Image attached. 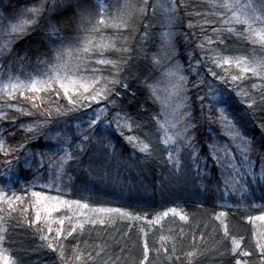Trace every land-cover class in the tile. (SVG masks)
<instances>
[{"label":"trees","instance_id":"16d2710c","mask_svg":"<svg viewBox=\"0 0 264 264\" xmlns=\"http://www.w3.org/2000/svg\"><path fill=\"white\" fill-rule=\"evenodd\" d=\"M160 2L166 3L165 0ZM176 2L178 10L172 14L177 16L172 24L173 29L168 28L167 22L155 24L151 15L153 14L151 5L154 7L156 5L153 0H147L149 5L147 14L142 15L136 11L131 15L126 27L112 29L115 46L105 48L104 59L115 62L119 67H114L112 64H100V72H96V75L107 80H126L130 86L129 89L124 90L117 84L110 97L115 99V93H120L115 105L110 106L106 101H101L99 105L93 104L91 108H85L82 112H69L67 116L56 115L57 108L63 111L70 107L58 83L53 84L51 89L40 91L42 94L49 93L47 95L51 99L49 102L43 100L45 96L41 97H44L43 99L33 97L29 101L30 95H24L27 88L23 90L19 87L12 88L9 83L10 77L29 79V72L37 63H40L42 57L44 58V55L39 52L40 49L50 51L46 42L47 27L32 30L34 26L25 25L28 29L27 34L16 38L14 35H6L7 21L1 20L0 17V33H3L0 34V42L7 39L14 41L11 44V50L0 56V86L4 84L7 86L0 92V143L3 144V150H0V186H4L10 168L13 170L10 174L11 178L8 179L13 180L14 169L24 167L22 161L30 150L33 156L41 157L44 161H47L48 157L62 155L56 148L57 140L51 138L55 136V130L59 127L71 129L69 133L72 137L71 148L75 149L80 140L79 133L72 130L76 128L73 127L76 121L72 117L82 116L85 111L90 114V111L93 112V109L103 107L105 104H108L109 108L107 119H112L115 112L123 109L121 115L127 113L141 124H147L148 127L142 131L151 130L152 140L158 142L163 133L157 131L153 116L156 114L160 120L164 118L163 99L160 98L162 93L159 99H151L149 90L144 86L143 76H149V83H152L156 80L155 76L159 67L167 70L174 69L176 65L183 70L181 74L187 77L186 90L181 100L185 105L183 111H188L190 108L193 117L199 118L200 101L197 97L198 95L207 96L211 86L214 92L228 101L240 131L252 140L253 151L250 159L255 161V167L261 168L258 153H264V127L261 126L264 125V112L259 111L255 106L248 108L247 97L237 93L246 91L249 96H254L259 101L260 94L264 93V78L261 75H254L252 71L242 72L234 62L226 64L220 60V57L241 56L246 58V61H249V57L253 55L263 58L264 21L259 19L254 21L251 25L254 30L253 38L242 39L227 31L213 32V29L232 27L237 32L243 31L247 36L248 26L222 24L221 18L214 15L216 10L209 8L207 2L203 0H176ZM22 6H32L31 0H0L3 15L9 12L14 15ZM140 6L139 4L137 7ZM88 12L91 14L92 21L103 16L102 12L99 13L94 6ZM228 15L230 16L231 13L229 12ZM25 19H28L27 15L20 21L17 19L15 23ZM189 21H191V27H189ZM149 24L151 25L150 40L141 45L140 37L145 30V25ZM167 29H170L168 32L174 35L170 38L171 47L164 50L162 48V51H166L171 59L154 68L150 60L140 55L139 50L143 47L149 54L161 50L159 45L164 44L162 33ZM98 32L100 38L110 41L111 28L108 24L100 27ZM72 35L75 36L76 33ZM209 40L213 42L209 43ZM221 40L223 43L220 42ZM72 44L76 45L77 41L73 39ZM124 47H130L131 53L123 52ZM75 55L76 53L73 54L74 57ZM128 55L132 56V59L128 60L129 64L123 61ZM37 60L38 62L35 63ZM73 60L71 64L76 65L77 62ZM125 68L127 71L119 77L118 74L126 70ZM212 72H215L216 76H212ZM69 75L71 76L70 72ZM232 76L242 78L232 81ZM23 78L19 81L23 82ZM201 81L203 83H200ZM105 82L106 80L102 79L95 87L99 89ZM12 83L16 81L13 80ZM109 87L112 86L109 85ZM56 91H59L60 95H56ZM70 94L75 97V93ZM43 111H51V117L45 120H50L52 123L46 125L40 134L34 137L26 130V126L34 122H43L40 115ZM79 126L81 131L87 127L85 123ZM111 127L115 128V124ZM212 128L214 130L209 131L207 122L200 119L197 127L189 133L194 136L192 144L197 154L206 158L207 162L205 170L207 175L202 174L198 178L195 175L196 164L204 170V160L198 159L195 163L188 160L190 148H185L181 153L182 164L188 165L185 175L174 177L171 165L165 162L167 151L163 144L159 145L155 155L145 157L135 152L125 139L128 135L142 134L140 130L135 129V126L131 132L122 129L124 136H121L119 131L113 132L111 139L116 146L114 154H106L104 157L102 154H97L92 167L89 168L92 156L90 152H85L81 156V163L73 165L70 169L72 179L69 180L67 175L62 176L60 186L64 190L58 195L68 202L86 203L88 207L120 209L123 213H129V217L118 216L103 223H87L79 227L75 224L77 220L69 217L68 212L62 210L58 215L56 214V217L63 220L61 229L64 236H58L56 217L51 223L41 219L37 223H30L35 221L36 217L26 210V204L14 201L15 209L4 212L6 231H3L5 237L3 242L6 253L13 258L15 264H59L56 254L44 246L47 242L59 241L64 246L65 256L72 264H139L143 258V244L147 241L149 248L147 264H236L237 260H240L242 264L244 261L248 264H259L257 228L254 221L257 216L264 213V185L259 178L255 182L246 184L245 191L238 193L240 196L234 195V191L230 188L225 190L224 177L221 170L214 164L208 147L215 142L220 131L218 125H213ZM45 130L49 134L41 139ZM72 133L76 134L72 135ZM31 138L34 141L36 139L37 149L30 146L29 151L25 154L21 153L19 148L22 145L27 146L26 141ZM220 141H227V137L220 136ZM5 145L8 149L19 147L18 151L21 154L17 156L13 153L16 157L7 160L3 155ZM229 146L234 153L235 147L230 141ZM236 155L237 163H239L238 153ZM34 160L35 164L40 163L39 158ZM41 167L42 170L39 167L35 175L40 173L42 176L39 178L46 179L45 167L44 165ZM21 176L25 183L30 184L36 181L33 180L32 173L29 175L22 173ZM262 180L264 182V178ZM55 184L56 182L53 185ZM0 191L4 192L1 187ZM22 192L26 194V190ZM48 194L54 195L53 191ZM7 195L10 196L9 192ZM164 212L169 214L164 216ZM222 212L226 213L222 219L228 226L230 236L241 239V248L236 253L230 252L231 240L224 238L223 227L215 218ZM180 214L187 216V219L181 220ZM48 228L52 230L50 233L44 231ZM72 228L76 231L68 236L67 233ZM41 235H46L48 241L41 240ZM77 248L82 255L80 260L73 262L72 253ZM193 251L197 252L194 259L186 257V253ZM244 251L252 255L244 257L242 255Z\"/></svg>","mask_w":264,"mask_h":264},{"label":"snow or ice","instance_id":"6c2138e0","mask_svg":"<svg viewBox=\"0 0 264 264\" xmlns=\"http://www.w3.org/2000/svg\"><path fill=\"white\" fill-rule=\"evenodd\" d=\"M86 0H31L32 6L25 7L21 10L22 15H27L28 19L22 20L20 23H14L10 26V31L6 33L7 36H15L16 38L22 37L27 34V28L25 25L34 26L32 30L36 28L47 27L46 41L47 46L50 47V53L52 54L53 63L49 64L48 60H40L39 62L44 64L48 71L51 73L46 80H39L37 78H31L28 83L19 81L18 77H10L9 83L12 88H28L33 92L46 91L51 89L53 84L58 83L59 88L63 89V95L67 97L68 104L70 107L65 108L61 111L60 108L56 109L57 116H67L69 112H82L85 108H91L93 104L99 105L101 101H108L112 105L116 104V99H119L120 93H115V99H110L115 91V85L119 84L124 90L129 89V84L120 79L107 80L99 75H95L94 78L89 79L85 82V78L81 77L75 79L69 75L70 70L73 72H78L79 65L73 66L71 60L74 53H89L94 47H99L101 50L114 47V43H104L100 42L98 44L94 43L93 33H96L101 26L106 23H111L112 27L121 28L128 25V20L134 12L138 11L140 14H147L149 5L147 0H143V5L137 7L136 4L132 3L131 0H125V4L121 9L120 13L114 17H108L106 12V5L103 0H97L103 11V16L96 19L93 23L91 19V14L87 11L85 7ZM209 5L211 8L215 9L214 15L221 18V22L224 25L240 24L248 26V35L245 36L243 31L237 32L235 28H222L213 29V32L217 31H227L234 34L242 39H252L253 29L251 27L252 23L257 19L264 21V0H252L251 3L247 5L240 6L235 0H209ZM155 7L164 9L167 15V26L170 28L175 21V16L172 15L177 11L176 0H170L169 3H161L157 0ZM155 7H153V14H155ZM243 7L244 11H237L238 8ZM231 13L229 16L228 13ZM199 15V14H198ZM150 27L151 25H145V30L140 37L141 45L150 40ZM189 27H191V21H189ZM76 33L75 36L72 34ZM83 35H80V34ZM3 34V33H0ZM174 34L172 32H164L162 36L164 38L163 48L171 47L170 38ZM77 41L76 45L72 44V40ZM264 39V37H262ZM13 39H7L0 42V56L5 55L11 50V44ZM213 41L209 40V43ZM223 43V40L220 41ZM125 53H131L132 49L130 47L122 48ZM140 55H143L146 60H150L154 68L159 67L162 63L170 60L171 57L166 51L157 50L152 53H148L143 47L139 50ZM82 57H77L81 59ZM132 56L128 55L124 63L127 60H131ZM226 64L235 63L236 67L241 68L242 72L252 71L254 75H264V60L257 61L254 67H250L246 58L241 56L236 57H220ZM98 64H112L114 67H119L115 62L107 59H101L97 61ZM219 65V61H217ZM97 70H94L96 72ZM182 69L179 65H176L174 69H169L166 73V77L172 78V88L173 95H177L184 92L187 77L181 74ZM212 76H216L215 72L211 73ZM222 78V77H221ZM240 76H232V81L241 79ZM101 79H105L106 82L102 87L97 89L95 85L100 82ZM150 77L147 75L143 76V82L145 88L150 92V98L153 100L159 99L158 89L156 87V82L153 81L149 83ZM15 80L16 83H12ZM200 83H203L201 81ZM40 84V87H37ZM111 85L112 87H109ZM194 87H199V85H194ZM255 87V85L253 86ZM91 89V91H90ZM70 93H75V97ZM12 95V93H9ZM56 95H60L59 91H56ZM135 95V93H133ZM237 95L242 97H247V107L253 108L255 106L259 111L264 112V93L260 94L259 101L254 96H249L248 92L240 91ZM200 101V117H193L191 109L188 111H181L185 107L183 103L176 105L173 108L172 116L173 119L169 120V114L165 111L163 120H160L156 114H154L153 119L157 124V131L162 132L163 135L159 138V141L152 140V131L147 132L142 131L147 128V124H141L139 121L131 117L129 114L124 113L123 109L114 113L112 119H107V112L109 111L108 104L103 107H98L93 109L92 115L88 116L87 112H83V115L73 116L72 119L75 121H81L87 125L86 129L80 130V126H76V132L79 133V140L75 149L71 148L72 137L69 135L71 129L67 131L63 127H59L56 130V135L51 137L61 142L60 152L63 155L54 156L50 158L53 166L56 169L57 179L62 176L67 175L69 180L72 179L70 169L73 165H79L81 163V156L85 152H90L92 158L89 161V168L92 167V162L97 156V154H114L116 146L111 139V135L115 131H119L121 136H124V131L122 129H127L129 132L133 131V126L136 130L141 131V135H128L125 137L127 143L132 147V149L145 157H152L158 151L159 145L163 144L164 149L167 151L166 163L171 165V171L173 176L183 177L185 175V169L188 167L187 164H182L181 153L185 148H190L191 151L188 152L187 159L191 160L193 163L198 159L204 160V170L201 169L199 164H196V178L200 177L202 174L207 175V162L206 158L200 157L196 148L193 146L192 141L194 136L190 135V130L195 129L200 123V119H204L208 126L209 131H213V125L219 126V132L215 138V142L208 145L210 149V155L213 159L214 164L221 170L224 177L225 190L229 188L233 191L237 190V186L243 188L246 184L257 181L259 178H264V153H258L261 159V168L257 174L255 169V161L250 159V155L253 151L252 140L246 135L242 134L240 128L238 127L237 121L234 119V113L232 112L228 101L223 99L218 93L214 92L211 86H209V94L207 96L198 95L197 97ZM215 113V114H214ZM46 116H51V111L45 113ZM233 117V118H230ZM103 118V123L101 120ZM52 121L45 120L43 122H34L33 124L27 125L26 130L35 137L40 134L41 130L46 126L51 124ZM115 124V128L111 125ZM99 125V127H97ZM264 127V125H261ZM76 133H72L75 135ZM220 136L227 137V141H220ZM229 141L236 148V153L239 155V163H237V155L233 153L232 148L229 146ZM183 145V147H182ZM23 147V145L21 146ZM0 150H3V144L0 143ZM15 151V150H13ZM8 152L5 151V155ZM27 162V161H26ZM71 162V163H70ZM39 196V193H35ZM16 199H20L17 197ZM61 202L57 198V204L53 205L51 210H56V207ZM64 205L71 207V203L68 201L62 202ZM77 205L80 204L79 201H74ZM12 201H9V206L11 207ZM84 208H88V204H83ZM101 211H104L101 209ZM107 211L121 213L120 209H108ZM169 213L164 212L163 215L167 216ZM125 216H129V213H123ZM226 213H220L215 218L220 221L223 227V235L225 239L231 240V253H236L241 248V239H237L234 236H230L227 224L224 222L222 217H225ZM3 217H0V223L3 222ZM181 220H186L187 216L180 214ZM264 219V217H260ZM40 220L39 214L36 216L35 221L30 223H37ZM159 220V218H158ZM95 223V221H90ZM104 221H100L103 223ZM63 224V220L60 221ZM81 227H83L81 225ZM6 231V229L0 227V232ZM45 232L50 233L52 230L50 228L45 229ZM76 231L75 228L70 229L67 233L68 236L72 232ZM58 236H64L62 229H58ZM5 237L0 235V243L4 241ZM162 239H164L162 237ZM41 240L48 241L46 235H41ZM44 246L49 248L56 254L59 264H72L65 256V250L63 244L59 241L47 242ZM259 248V264H264V238L257 243ZM143 258L139 264H147L148 262V243L147 241L143 244ZM159 251V250H158ZM167 251V249H164ZM202 254V253H201ZM81 253L78 248L72 253L73 262L78 261L81 258ZM89 255H91L89 253ZM188 258H195L197 255L196 251L189 252L185 254ZM244 257H249L252 254L248 251L242 253ZM236 264H242L240 260L236 261ZM243 264H248L244 261Z\"/></svg>","mask_w":264,"mask_h":264},{"label":"rangeland","instance_id":"374dc122","mask_svg":"<svg viewBox=\"0 0 264 264\" xmlns=\"http://www.w3.org/2000/svg\"><path fill=\"white\" fill-rule=\"evenodd\" d=\"M153 1H155V4H157L156 0H153ZM203 1L207 2L208 3L207 6L209 8H211L209 5V0H203ZM131 2L136 4L137 6H139V4L141 6L143 5V0H131ZM165 2H166L165 4H167L170 2V0H165ZM235 2H238L239 3L238 5L243 6V5H247V4L251 3L252 0H240V1L235 0ZM103 3L107 6L106 7L107 16L108 17H114L120 13L121 9L123 8V5L125 4V0H103ZM93 6H94V8L99 10V13L101 11L102 14H104L100 8V5L97 3V0H86L85 7H86L87 11L92 10ZM151 7H154V6L151 5ZM24 8L25 7L22 6L21 9H19L18 12L14 15H11L12 14L11 12L3 15V12H2L3 10L0 7V14H1L0 17H1V20L6 19V21H7V27L6 28L8 29V31H10V26L12 24H14L17 19H19V21H20L21 19L26 17V15L21 14V10ZM211 9H213V8H211ZM213 10H215V9H213ZM155 11H156V15L155 14H151V15H152L153 21H155L156 25L163 23V22H167V15L168 14L164 11V9L159 8V7H155ZM237 11H244V9H243V7H240L237 9ZM152 12H153V10H152ZM176 18H177V16L175 15V19ZM95 21H96V19L93 20V23H95ZM106 24H108L109 28H111V37H110L111 39H110V41H111V43H113L115 38H113L114 35L112 33V29H115V28L111 26V23H106ZM171 27H172L171 29H173V26H171ZM168 31H170V29H167V31H165V32H168ZM80 35H83V34L81 33ZM93 36L95 38L94 43H96V44H98L99 41H104L107 43L110 42L109 39L100 38L98 31L96 33H93ZM161 44L159 46H160V49L162 50L163 46ZM163 50H164V48H163ZM39 52H41L42 55H44V58L42 57L40 60H44V59L48 60L49 64L54 62L52 60V54L50 53V51L48 49L43 50V48H42V50L40 49ZM105 54H106L105 49L101 50L99 47H94L93 50L89 53H83V54L76 53L75 57L73 56L74 60H73V58H72V60L74 62H77L76 65H79V69H78V72H73L70 70L71 76L75 79H79V78L83 77V78H85V82L89 79L94 78V76L96 75V72L99 73L100 72L99 69L101 68V66H99L100 64H98L97 61L104 59ZM77 57H82V58L77 59ZM259 57L255 56V55L250 56L249 61H247L249 66L254 67L257 61L264 60V57L263 58L262 57L259 58ZM123 61H125V60L123 59ZM37 62H38V60L35 63H37ZM129 62L127 60L128 64H129ZM72 65L75 66L74 63ZM182 68H183V66H182ZM94 70H97V71L94 72ZM168 70L169 69L164 70V69H162V67H159L157 74L155 76V78H156L155 82H156V87L158 89V95H160L162 93L160 98L163 99V104H162L163 109H164V111L168 112L169 120H172L173 119V116H172L173 108L176 105L182 103L181 100L183 98V92H181L177 95L172 94L173 93L172 78L165 76V73ZM124 71H127V69L122 70L118 74V76L120 77ZM49 75H51V73L48 71V68L44 64L37 63L34 66V68L29 72L30 78L29 79L23 78V77L22 78H23L24 83H28L31 78H37L39 80H46ZM261 76L264 78V75H261ZM22 78H19V79H22ZM4 85L0 86V92L7 88V86H4ZM37 87L39 88L40 84H37ZM23 89H25V88H22L21 90H23ZM26 90L27 91H24V92H26L24 95H30L28 97L29 101L32 100L33 97L34 98L38 97L40 99H43L44 97L41 98L42 96H45V98L43 99L45 102H49L51 100L49 97H47V95L49 93H46V94L43 93L42 94L41 92H33V91L29 92L30 90H28V88ZM106 103H109V102L106 101ZM109 104L111 106V103H109ZM181 111H183V109H181ZM90 112L91 113L88 114V116H91L92 111H90ZM45 113L46 112L43 111V113L40 114L44 121H45V119L51 117V116H46ZM64 121H65V119H64ZM81 123H82L81 121H79V122L76 121V123H74L73 127H76L77 125H81ZM73 129L76 131V128H72V130ZM64 130L67 131V128H65ZM48 134L49 133H47V131L45 130V133H44V135H42L43 137L41 139L46 138L48 136ZM54 135H56V130H55ZM36 142H37L36 139H35V141L33 138L28 139L26 141L27 146L29 145L28 147L26 145H24L21 148L17 147V149H15L13 147H12V149L11 148L8 149L7 148L8 146L5 145L3 155H5V151H7L8 154L5 155L6 159L7 160L14 159L16 156H14L13 153H15V155H17V156L21 153L25 154L27 151L30 150L29 149L30 146L34 147V149H37V147L35 145ZM61 143H62V141L58 142V147H56L59 152H60ZM25 147H27V148H25ZM18 148H19L21 153H19ZM14 149H15V152H13ZM234 150H235L234 154H237L236 148ZM37 152H39V150ZM25 155H27V156H25L24 160L22 161V164L24 166V167H22L23 169L19 168V167L14 169L15 176H14L13 180L12 179L9 180L8 178H11L10 174L13 170L10 168L9 176L6 179L5 183L3 182L4 186H0L2 188V190H4L3 193L0 191V217L4 218V212L6 210L12 211L13 209H15V206H13L14 201H16L18 203L21 202L22 204H26L27 205L26 210H29L31 213H33V215L35 217L37 216V214H39L41 220L48 221L49 223H51L52 220H54V218L56 217V214L58 215V213L62 210L67 211L68 214L70 215L69 217L75 218V220H77V222H75V224H76V226H79V227L83 224L92 223L90 221H95V223H97V222L100 223V221L112 220V219L117 218L118 216H122L124 218L129 217V216L123 215L122 211H121V213L107 211L108 209H115V208H111V207H96V206L91 207V206H89L88 208H84L83 203H80L79 205H77V204L72 203V202H69L72 205L71 207L64 205L62 202L66 201V200H64L63 198H60V196L58 195L60 192H62L64 190L63 187L60 186L62 177L60 179H57L56 169L53 166V163L50 161V158H52L53 156L48 154L51 157H48L47 161H44L41 159V157L33 156L31 154V150L29 152H27ZM62 155H63V153H62ZM105 155L106 154H102L103 157ZM31 156H33V157H31ZM34 158H36V159L39 158L40 163L35 164L36 162H35ZM22 164L20 165V167L22 166ZM43 165L45 167L46 179L39 178L40 176H42L40 173L38 175H35V173L37 174V172L39 171V167L42 170L41 166H43ZM30 167H36V168L34 169V168H30ZM259 169H260V167H255L254 171L256 173H259V171H260ZM22 173H25L27 175L32 173L33 174V180H36V181L30 182V184L25 183L24 180H22L23 179L21 176ZM260 179L264 185L262 178H260ZM54 182H56L55 185H53ZM35 187H38V188H35ZM245 189H246L245 187L240 188L239 186H237V190L234 191L233 194L240 196L238 193L245 191ZM23 190H26V194H24L22 192ZM51 191H53L54 195L48 194ZM8 192H9L10 196L7 195ZM35 193H39L40 195L36 196ZM17 197H19L20 199H16ZM57 198L59 199V201L61 203L56 207V210H51L52 206L57 204ZM10 200L12 201L11 207L9 206ZM101 209H103L104 211H101ZM260 217H264V213L257 216L255 218V221H254L255 222L254 224L257 228L256 229L257 230L256 240H258V242H260L262 240V238H264V219H260ZM56 219H57V228L56 229H58V228L61 229V227L63 226V224L62 225L60 224L61 219H58V216L56 217ZM5 221H6V219L4 218L3 222L0 223V227L4 228ZM0 235L4 236V232H0ZM14 262L15 261L13 260V258L10 257L9 254L6 253L4 242L0 243V264H15Z\"/></svg>","mask_w":264,"mask_h":264}]
</instances>
